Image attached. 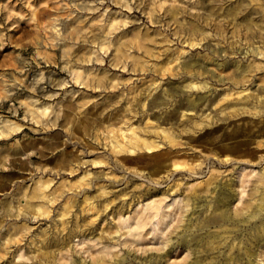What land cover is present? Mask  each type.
Listing matches in <instances>:
<instances>
[{
  "label": "rangeland",
  "instance_id": "1",
  "mask_svg": "<svg viewBox=\"0 0 264 264\" xmlns=\"http://www.w3.org/2000/svg\"><path fill=\"white\" fill-rule=\"evenodd\" d=\"M262 233L264 0H0V264H264Z\"/></svg>",
  "mask_w": 264,
  "mask_h": 264
},
{
  "label": "bare ground",
  "instance_id": "2",
  "mask_svg": "<svg viewBox=\"0 0 264 264\" xmlns=\"http://www.w3.org/2000/svg\"><path fill=\"white\" fill-rule=\"evenodd\" d=\"M194 43V42H193ZM192 43V44H193ZM204 180V179H203ZM202 183V182H201ZM257 191V190H256ZM219 203V202H218ZM259 206V205H258ZM105 207H106V205H105ZM209 209V208H208ZM224 212V211H223ZM257 215V214H256ZM223 217V216H222ZM202 221V220H201ZM204 222V221H203ZM262 234H264V233H262ZM262 241H264V240H262ZM243 243V242H242ZM198 244V243H197ZM199 245V244H198ZM240 246V245H239ZM190 251H191V249H189ZM199 251H201V250H199ZM246 255V254H245ZM251 259V258H250ZM202 261V260H201ZM189 264H192L191 262L189 263ZM199 264V263H198Z\"/></svg>",
  "mask_w": 264,
  "mask_h": 264
}]
</instances>
